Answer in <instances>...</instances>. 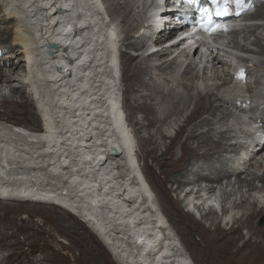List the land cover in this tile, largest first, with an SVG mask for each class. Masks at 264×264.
Masks as SVG:
<instances>
[{"label": "bare ground", "instance_id": "obj_1", "mask_svg": "<svg viewBox=\"0 0 264 264\" xmlns=\"http://www.w3.org/2000/svg\"><path fill=\"white\" fill-rule=\"evenodd\" d=\"M107 1L108 4L106 0H0V101L1 106L11 109L2 116L8 121L0 120V245L10 250L0 258V264H41L50 257L63 259L62 252L54 247L61 240L55 232L74 228L72 224L78 227L80 221L89 224L111 256L123 264H191L163 214L177 227L181 239L193 247L198 264H264V226L255 223L257 217L264 216V204L256 207L255 200L250 202L242 195L233 202V208L239 207L241 212L231 216L232 205L221 196L222 192L219 195V189L216 192V186L223 180L234 190L247 188L246 192L257 188L256 179L264 185V172L256 174L252 170L262 165L251 162H257L264 154V142L251 146L241 163L242 158L238 157L239 161L237 157L231 158L239 147H244L240 139L231 145L214 139L210 127L197 131V127L210 124L218 108H222L220 120L230 115V106L247 107L245 99L251 102L255 97L257 100L256 94L264 95V87L249 97L227 93L232 79L224 78V66L231 76L241 72L252 74L244 67V59L250 61V57L228 51L225 43L229 29L239 31L243 26L236 25L237 17L231 16L239 13L238 20L242 22L247 8L229 0V6L237 8L236 12L230 17L216 16L215 7L200 0L201 5L197 4L192 16L204 25L202 30L166 47L174 16L165 11L168 5L163 0H156L155 4L149 0ZM184 3L177 7H184ZM201 6L211 9V14L196 11ZM262 9L264 5L259 6L256 15H264ZM144 11L151 16L139 23V14ZM260 26L255 25V29ZM180 43L197 44L198 48ZM250 44L259 46V52L250 50L251 53L264 55L261 38L254 36ZM122 46L128 47L130 53L124 52ZM190 67L196 69L197 76L189 75ZM209 68L212 81L207 73ZM175 69L177 73L182 71L178 75ZM119 73L123 81L129 78V95L126 94L122 106ZM173 73L178 75L175 86L183 92L172 88L164 95L159 92L163 91L159 89V76L170 74L172 78ZM124 74L129 77L124 78ZM204 78L211 81V88L201 94L198 89L204 85ZM215 80L223 81L218 84ZM232 85L238 90L242 88L237 83ZM221 88H227L223 89L228 94L224 99L218 95ZM172 95L175 99L182 98L183 106L190 99L193 105L177 131L168 135L164 129L173 123L168 110L182 113L179 111L185 109L178 111L175 106L180 102L173 101L165 110V100ZM212 96L215 100H211ZM30 104L37 110V119L28 110ZM254 106L248 109L256 119L249 124L246 121V127L251 125L253 130L246 134V140L251 141L258 138L256 132L262 127L257 123L255 128L254 122L264 116L260 106ZM121 107L129 109L131 132ZM17 109L21 114L27 110L29 122L13 118L9 122L10 112ZM134 112H139L140 118H134ZM248 114H234L235 126L239 128L240 119ZM38 118L41 129L29 127L33 124L30 121L37 122ZM143 131L145 134L141 136ZM180 137L182 156H176L175 144ZM157 138H169V143L160 150L161 141ZM111 146L118 153L112 154ZM147 157L162 168L164 180L173 185L169 188L159 185L161 193L156 200L137 165L138 160L145 161ZM146 164L145 169L150 168ZM245 165L249 168H244ZM177 190L181 192L178 194L185 212L178 203ZM247 204L251 205L246 207ZM55 207L70 216L58 217L52 213L51 208ZM223 207L230 208L225 211ZM199 209L204 221L192 214H198ZM24 211H28L27 216L39 214L47 221L44 254L36 259L23 252L26 243L17 239L22 231L18 230L17 220ZM70 217L76 220L71 222ZM228 217L232 218L230 224L222 225L229 222ZM24 220L19 218V222ZM245 229L247 235L243 236L241 231ZM28 230L24 233L26 240L30 238L27 244L36 245V233L31 235ZM194 234L198 235V241L192 239ZM67 236L75 239L69 232ZM46 245L51 246L50 253L45 250ZM64 248L71 253L77 250L72 264H78L77 260L83 264H111L104 249L89 235Z\"/></svg>", "mask_w": 264, "mask_h": 264}, {"label": "rangeland", "instance_id": "obj_2", "mask_svg": "<svg viewBox=\"0 0 264 264\" xmlns=\"http://www.w3.org/2000/svg\"><path fill=\"white\" fill-rule=\"evenodd\" d=\"M137 0H135V2H136ZM149 1H152V3H153V1L154 0H149ZM249 1V2H248ZM244 0V3H242L243 4V6L245 7V9L247 8V10H246V12L247 13H245V14H243V16L244 17H242L243 19L241 20L242 22H240L238 19V23H239V25H243L240 29H239V31H236L235 29H231L230 31H229V33H228V35H227V38L225 39L226 41H225V43H228V51H237L238 53H241L242 54V56H246V58H249L250 59V61L248 60V59H244V63L247 65H244V67H246V70H248V72H251L252 74L251 75H249V74H247L246 72H241V73H243V75L244 76H241V73H238V74H236L235 76H231V75H228V73H229V69H228V67L227 66H224V69H225V71H226V75H225V77H224V74L222 73V72H220L221 74V76L222 77H224L226 80H230V79H232V82L231 83H229L230 85H231V87L229 86V87H227L228 88V92L227 93H238V94H240L241 93V95H245V97H249V96H251L252 94H254L255 93V90L256 91H263L262 90V88L264 87V55L263 54H253V53H251L250 52V50L252 51H255V52H257L258 50H259V46L257 47L255 44L253 45V44H250V41L254 38V36L255 37H259V38H261V42L262 43H264V30H263V25H264V15H256V13H257V9L259 8V6H261V5H264V0H261V2H260V4H257V3H255V1L254 0ZM106 3L108 4V1L106 0ZM151 3V4H152ZM245 4H246V6H245ZM248 4V5H247ZM148 6V5H147ZM147 6H146V9H147ZM249 6V7H248ZM255 6V7H254ZM148 8L150 9V7L148 6ZM264 9H262V11H263ZM264 12V11H263ZM255 13V14H254ZM79 14H80V12H79ZM145 16V17H144ZM147 16H151V15H149L148 13H147V11H144L143 13H142V15L141 14H139V23H140V21L142 20V19H144V18H146L147 19ZM249 18H253V19H249ZM138 22L136 23V26H137V24H138ZM134 24V23H133ZM246 24V25H245ZM139 25V24H138ZM253 25V26H252ZM255 25H261L259 28H257V29H255L256 27H255ZM135 29H137V28H135ZM247 29V30H246ZM250 29V30H249ZM133 30V29H132ZM129 31H131V30H129ZM246 34H245V33ZM246 36V37H245ZM249 38V40L248 39H245V38ZM243 38V39H242ZM248 42V43H247ZM241 46L244 48H246V49H243V48H241ZM258 48V49H257ZM247 51V52H246ZM259 52V51H258ZM247 54V55H246ZM259 62V63H258ZM187 64H185V66H186ZM185 66H183V68L182 69H184V67ZM213 67V66H212ZM191 68V74L189 73V75H191V76H197L196 75V69L195 68H193V67H190ZM176 69H178L179 70V68L177 67ZM175 69V72L174 73H177V71L178 70H176ZM182 69H181V71H182ZM180 71V72H181ZM122 72V71H121ZM180 72H178L177 74L179 75L180 74ZM219 72V71H218ZM173 73V74H174ZM207 73H208V76H210L209 77V79L211 80V76H212V71L210 70V68H209V70L207 71ZM177 74H174V76H172V78H170L169 77V75L167 76H164V75H161V76H159V77H161V87H159V89L160 90H163V91H159V92H163V94L164 95H166L169 91L168 90H171L172 88H174L172 91H175V90H178L179 92H183V90L181 89V87H179V86H175L176 84H174V83H176V81H174L175 79H177ZM201 74H204V71H201ZM119 75H120V85H119V91H120V105L122 106V105H124V103H125V98H126V96L127 95H129V93H128V91H127V87H129V76H126L125 74H124V78H128L127 80H122V75H121V73H119ZM198 75H200L199 73H198ZM260 75H262V77L260 76ZM259 76V77H258ZM242 77H244V78H242ZM261 78V79H260ZM198 77H196V80L198 81ZM208 78H204V80H202V83L204 84V85H202V86H200L199 87V89H198V93H201V94H204L205 92H206V88L208 87V89L209 88H211V86H210V84H209V80ZM258 79H259V81H258ZM263 79V80H262ZM125 81H127V82H125ZM196 81V82H197ZM212 81V80H211ZM210 81V82H211ZM216 82H219L218 84H221L222 83V81L223 80H215ZM214 81V82H215ZM255 81V82H254ZM259 82V83H258ZM262 82V83H261ZM159 83H160V81H159ZM232 83H237L238 85H240L242 88L241 89H237V88H232L233 87V85H232ZM256 83H258V84H256ZM250 84V85H249ZM260 84H261V86H260ZM262 84H263V86H262ZM170 85H174V86H171L170 87ZM253 85V86H252ZM257 85V86H256ZM126 86V87H125ZM255 87V88H254ZM258 87V88H257ZM262 87V88H261ZM176 88V89H175ZM180 88V89H179ZM227 88H223V89H227ZM253 88H254V90H253ZM261 88V89H260ZM223 89L221 88L220 90H218V95L220 96L221 95V97H222V99H224V98H226L227 96H228V94H226L225 92H223ZM259 89V90H258ZM253 90V91H252ZM167 93H166V92ZM247 91V92H246ZM187 92H190V91H187ZM203 92V93H202ZM216 92H217V90H216ZM166 93V94H165ZM192 93H194V92H192ZM220 93V94H219ZM246 93V94H245ZM127 94V95H126ZM256 94V93H255ZM22 95H23V93H22ZM21 95V98L22 99H24V97ZM25 95V94H24ZM27 95V94H26ZM168 95V94H167ZM260 95H262V94H259V95H257L256 94V96H257V100H256V97L254 98L255 100L254 101H251L250 102V100L248 101V98L247 99H245V101H247L246 103H244V105H248L247 107L246 106H242L240 109H233V107H231L230 106V104H224L223 106L225 107V106H227V105H229L230 107H229V110L231 109L232 111H230V115H228V116H226V117H224L223 119H218L220 116L218 115L219 114V112L220 111H222V108H218V110L215 112V114L211 117V119H210V124H208V125H204V126H201V127H197V131L198 132H200V131H204L205 129H207L208 127H210L211 128V132H212V135H213V138L214 139H218V140H221L222 142H227L228 144H231V145H234L235 143H236V141L238 140V139H240L241 140V143H243V144H245L248 140H246V136L247 135H245V133H241V131H239L240 130V126L241 125H243V123L242 122H240V123H238V126H239V128L238 127H236L235 126V124L233 123L234 121V114H236L237 112L238 113H246V114H248L246 111H249V114L248 115H250V116H253L254 114L252 113V112H250V110L248 109V108H250V109H253L255 106V104L257 105H259L260 106V110L261 111H263L264 110V95H262V96H260ZM262 97V98H260V97ZM259 97V98H258ZM211 100H215V98H214V96H212L211 97ZM260 100V101H259ZM166 102H165V104L167 105V108H165V110L167 111V109L168 108H170L169 106H170V103L171 102H173V101H179L180 103H177L176 104V109L179 111L182 107H184L185 109L182 111V110H180L179 112H182V113H177V112H175V113H173L174 111H175V109H173L172 111H170L171 109H169L168 111V116H170L171 117V119H172V121L171 122H173V123H171V125H170V127L169 128H167V129H164L166 132H167V134L168 135H173L176 131H177V127H179L180 126V124H182L183 122H184V117L189 113V111H190V109H191V107H192V101H191V99L188 101V104H186L185 106H183V103H181L182 102V98H177V96H176V99H175V95H172V98L170 97V98H168V100H165ZM261 101H263V102H261ZM251 104H249V103ZM262 103V104H261ZM253 104V105H252ZM165 105V106H166ZM30 106V107H29ZM28 106V110L30 111V113L31 114H34L33 116L37 119V110H36V108H34V106H33V104H30ZM253 107V108H252ZM122 108V107H121ZM188 108V109H187ZM123 109V108H122ZM187 109V110H186ZM11 109H9V108H5V107H3V106H1V101H0V120L1 121H5V122H7L8 120H4V118L2 117V116H4L5 117V114H6V112H8V111H10ZM129 110V109H128ZM127 109H123V113H124V116H125V122H126V125H128V126H126L127 127V129L129 130V132H131V129H132V125H131V123H130V121H129V118H128V115H129V111H128ZM5 111V112H4ZM17 113H16V112ZM32 111V112H31ZM19 112H21V110H14L13 112L11 111L10 112V119H9V122L10 121H14V120H12V118L13 119H16V121H19V122H29V113H27V110L23 113V114H21V113H19ZM233 112V113H232ZM12 113V114H11ZM177 113V114H176ZM207 113H209V111L207 112ZM176 115H178V116H176ZM133 116H134V118H140V116H141V114L139 113V112H134L133 113ZM173 117V118H172ZM244 119H247V116L246 117H243ZM31 119V118H30ZM226 119V120H225ZM222 120V121H221ZM228 120V121H227ZM248 120V119H247ZM217 121V122H216ZM30 122H33V124L32 125H30L29 127H33L34 129H36V130H39V129H41V126H40V121H39V118H38V120H37V122H35V121H33V119L30 121ZM177 122V123H176ZM12 123V122H11ZM263 122H261V124H262ZM234 124V125H233ZM20 125H23V123H20ZM210 125V126H209ZM246 125L248 126V124L246 123ZM25 126V125H24ZM250 127H251V125H250ZM37 128H39V129H37ZM37 132V131H36ZM144 132V131H143ZM143 132H141V136L142 135H144L145 134V132L143 133ZM226 133V134H222V133ZM132 133H133V130H132ZM218 133V134H217ZM219 133H221L220 135H219ZM236 133V134H235ZM217 134V135H216ZM133 135H134V133H133ZM226 138H228L227 140H226ZM134 144H135V148H137V140H136V138H135V136H134ZM180 140H178L177 142H176V144H175V149H176V152L177 153H175L176 154V156H182V152H181V148H180V143H181V140H182V138L180 137L179 138ZM237 139V140H236ZM157 140H159V142H160V150L161 149H163L164 148V144L166 145V144H168L169 143V138H166L165 140H161V139H158L157 138ZM180 141V142H179ZM231 142V143H230ZM178 143V144H177ZM195 144H192V147H195L194 146ZM177 147V148H176ZM239 150H240V147H239V149L237 150V153L236 154H232L231 155V158L232 157H234V158H236L239 154ZM175 156V157H176ZM262 157V158H261ZM261 157H258L257 159H258V161L256 162V161H254V160H251V162L252 163H255L256 165H259V164H261L262 166H261V168L259 169V168H257V166L256 167H254V168H252V170L254 171V173H256V174H262L263 172H264V154H262V156ZM240 160V158H238L237 157V161H239ZM244 160H241V163L243 162ZM263 161V162H262ZM147 163V164H146ZM144 164H146V165H148L150 168H147V169H145V167H144ZM237 163L235 162V164L233 165V166H235ZM138 167L140 168V171H141V174H142V176H144V177H146V180H147V183H148V185H149V187H150V189L152 190V195H153V198H155V200H156V198H159L160 197V193L161 192H159L160 191V188H159V185L160 186H163L164 185V187H167V188H169V187H173V185H171V182H166L165 180H164V174L162 173V168L160 167V166H158L156 163H154V162H152L151 160H150V158L149 157H147V158H145V161H142V160H138ZM231 165V164H230ZM244 168H249L247 165H245L244 166ZM243 168V171H245V169ZM259 169V170H258ZM245 175V172H243L242 174H241V176H242V178H243V176ZM233 179H232V177H231V181H232ZM156 183H158V184H156ZM263 182H258V180L256 179V181H254V184L256 185L257 184V188L256 189H254V190H252V191H249V192H246V189L247 188H245V187H242V189L241 190H239V189H233L232 187H230V186H226V182H225V180H223V182H222V184L221 185H217L216 186V192H217V190H218V192H219V195L221 194V192H222V197L223 198H225V199H228V203H229V205H232L231 206V208L230 207H224V209L225 210H227L228 208H230V211H232L231 212V216H232V214H234L235 212V215H238L241 211L240 210H242L241 208H239V207H234L233 208V202H237V201H239L240 199H241V196L242 195H244V198H246L247 197V199L250 201V202H252V201H256V207H259V206H261V205H263L264 204V185L262 184ZM175 186V185H174ZM263 186V187H262ZM159 189H158V188ZM220 187V188H219ZM224 188V189H223ZM259 188V189H258ZM220 189L222 190V191H220ZM179 190H177V192H178ZM159 195V196H158ZM171 195L173 196V198H178V203L181 205V202H180V198L178 197V195L176 194V197H175V193H171ZM158 196V197H157ZM240 198V199H239ZM42 205H44V204H42ZM251 204H247V206L246 207H249ZM157 206L159 207V209H160V206H159V204H158V202H157ZM181 207H182V211L183 212H185L186 210L183 208V206L181 205ZM52 209V213H56L57 214V216L58 217H61L62 215V218L63 217H67L68 215H66V213L65 212H63L61 209H59L58 207H55V208H51ZM161 210V209H160ZM28 212V211H27ZM27 212H22L21 213V215L20 216H18V230H22V231H20V232H18V233H20L19 235H17V239H19V240H21V241H24L26 244L23 246V248H22V250H23V252L24 253H26V254H28L31 258H33V259H36V258H38V257H40L42 254H44V250H42V247L44 246L43 244H45L47 241H46V235H45V233H44V230H45V227L47 226L45 223H47V221H44V220H46L45 219V217H43V216H41V215H39V214H32L31 212H30V214H32V216L31 215H29V216H27ZM206 212V211H205ZM197 213L198 214H196V213H192L195 217L196 216H198L197 218H195V219H197V220H201V221H204V219H203V217H202V215H201V213H203V211L202 210H197ZM23 215V216H22ZM70 216V215H69ZM163 216L166 218V220H167V222H168V224L170 225V227H171V229H172V231H173V233H174V236L176 237V239L178 240V242H179V245L181 246V248L184 250V253L188 256V258H189V260H190V262H191V264H198V262H197V259L195 258V256H194V250H193V247H190L189 245H187L186 243H185V241H184V239H181V236H180V234L178 233V231L176 230V228L175 227H173L172 226V224L170 223V221H168L169 220V218H168V216H166L165 214H163ZM22 218V219H25L24 221H22V222H19V218ZM28 217H30L32 220H28ZM71 218V217H70ZM199 218V219H198ZM234 218V217H233ZM73 219V220H72ZM231 219L232 218H230L229 219V222H224V223H221L222 225H225V223H227V224H230V222H231ZM70 220H72L71 222H74L76 219L75 218H71ZM221 222V221H220ZM79 223V228L78 227H76L74 224H72V226L74 227V228H71V227H67V228H65V231H63V229L62 230H60L59 232H55L56 233V238L57 237H59L61 240H58V241H56V244L54 245V247H55V249H58L60 252H62V253H60V255H62L63 256V259H57V258H55V259H52L51 257L50 258H47L48 259V261H46V262H44V263H41V264H72V259L74 258V256L76 257L77 256V250H74V253H71V252H67V249L66 248H64V246H67L68 245V243H75V240L77 241V240H79L81 237H87L88 235L89 236H91L92 237V239L94 240V242H95V244L100 248V249H104V251H105V253H106V255L108 256V259L110 260V262H111V264H117L116 263V260L111 256V254H110V251H109V249H108V247H104V245L98 240V238L96 237V235H94L92 232H91V230H93L92 228H91V226L89 225V224H85V222L83 223L82 221H80V222H78ZM255 223H256V226H264V216H260V217H257L256 219H255ZM26 227V228H25ZM76 227V228H75ZM86 227V228H85ZM27 228H29V233L32 235L34 232L36 233V236H37V244L36 245H31V246H29L27 243H28V241H30V238H28L29 240H26V238H25V234L24 233H26L27 232ZM71 229V230H70ZM189 229V228H188ZM11 230H14V229H11ZM73 230V231H72ZM80 231V232H79ZM68 232H69V234L73 237V238H75V239H71L69 236H67V234H68ZM241 233H242V235L243 236H245V235H247V233H246V229L245 230H242L241 231ZM77 237H76V236ZM79 235V236H78ZM25 239V240H24ZM192 239L194 240V241H198V235H196V234H194L193 236H192ZM66 243H65V242ZM46 248H48V249H46ZM45 250L47 251V252H49L50 253V251H51V246H49V245H46L45 246ZM9 252H10V250H7V249H5V247L3 248V246H1L0 245V258L1 257H3V256H7L8 254H9ZM72 254V255H71ZM16 256V255H15ZM16 258H17V256H16ZM15 258V259H16ZM14 259V260H15ZM114 259V260H113ZM19 260V259H18ZM84 262V261H83ZM197 262V263H196ZM77 263L78 264H81L82 262L80 261V260H77ZM83 264V263H82Z\"/></svg>", "mask_w": 264, "mask_h": 264}, {"label": "snow or ice", "instance_id": "obj_3", "mask_svg": "<svg viewBox=\"0 0 264 264\" xmlns=\"http://www.w3.org/2000/svg\"><path fill=\"white\" fill-rule=\"evenodd\" d=\"M184 2L191 5L194 3H200V0H184ZM205 2L211 4L212 6L215 7V15L216 16H227V15H229V6H228L229 0H223V3H221V0H205ZM242 3H244V0H236V4L238 7ZM196 11L208 12L209 9L201 6L198 9H196ZM236 15H239V13H236ZM208 23L210 24L211 21L209 20ZM201 27H204V25L202 24ZM218 27L219 26L217 25L212 30L215 31V30H217ZM241 76H243V73H241Z\"/></svg>", "mask_w": 264, "mask_h": 264}, {"label": "clouds", "instance_id": "obj_4", "mask_svg": "<svg viewBox=\"0 0 264 264\" xmlns=\"http://www.w3.org/2000/svg\"><path fill=\"white\" fill-rule=\"evenodd\" d=\"M157 1H161V0H157ZM163 3H166L167 5L169 4V1L168 0H163L162 1ZM156 3V0L155 1H153V3L152 4H155ZM150 9H152V8H150ZM155 11H157L156 9H155ZM239 23H238V20H237V24L236 25H238ZM230 31V30H229ZM168 36V35H167ZM166 38H169V37H166ZM127 46V45H126ZM124 52H125V50H127L128 49V47H124V46H122V48H121ZM129 50V49H128ZM190 54H192V53H190ZM242 55V54H241ZM264 111V110H263ZM250 115H248L247 116V118H249L250 119ZM234 118H235V116H234ZM242 119H244V118H241L240 120H242ZM239 120V119H238Z\"/></svg>", "mask_w": 264, "mask_h": 264}, {"label": "water", "instance_id": "obj_5", "mask_svg": "<svg viewBox=\"0 0 264 264\" xmlns=\"http://www.w3.org/2000/svg\"><path fill=\"white\" fill-rule=\"evenodd\" d=\"M51 46L54 47V45H51ZM110 151L112 152V154L118 153V149L116 147H114V146H111V150Z\"/></svg>", "mask_w": 264, "mask_h": 264}]
</instances>
